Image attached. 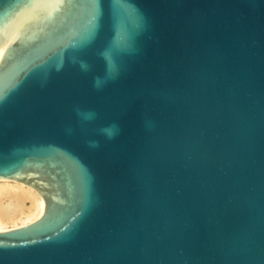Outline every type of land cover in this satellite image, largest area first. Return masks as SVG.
<instances>
[{
    "label": "water",
    "instance_id": "95a60500",
    "mask_svg": "<svg viewBox=\"0 0 264 264\" xmlns=\"http://www.w3.org/2000/svg\"><path fill=\"white\" fill-rule=\"evenodd\" d=\"M1 47L0 264H264V0H0Z\"/></svg>",
    "mask_w": 264,
    "mask_h": 264
},
{
    "label": "bare ground",
    "instance_id": "6f19581e",
    "mask_svg": "<svg viewBox=\"0 0 264 264\" xmlns=\"http://www.w3.org/2000/svg\"><path fill=\"white\" fill-rule=\"evenodd\" d=\"M4 47L0 48V57ZM44 200L32 187L0 179V231L36 221L44 212Z\"/></svg>",
    "mask_w": 264,
    "mask_h": 264
},
{
    "label": "snow or ice",
    "instance_id": "6c2138e0",
    "mask_svg": "<svg viewBox=\"0 0 264 264\" xmlns=\"http://www.w3.org/2000/svg\"><path fill=\"white\" fill-rule=\"evenodd\" d=\"M97 7L100 9V5H99V2L97 3ZM99 13H100V11H99ZM99 15V14H98Z\"/></svg>",
    "mask_w": 264,
    "mask_h": 264
}]
</instances>
